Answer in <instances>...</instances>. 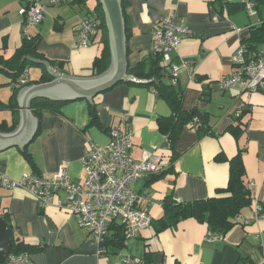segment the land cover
Listing matches in <instances>:
<instances>
[{
    "label": "crops",
    "instance_id": "crops-1",
    "mask_svg": "<svg viewBox=\"0 0 264 264\" xmlns=\"http://www.w3.org/2000/svg\"><path fill=\"white\" fill-rule=\"evenodd\" d=\"M244 1L123 0L129 68L149 57L153 34L164 16L173 14L190 31L172 54L179 65L175 81L170 77H162V81L173 83L182 97V108L197 118L202 116L213 134L200 135L193 124L184 125L176 141V158H172L158 123L159 118L171 116V106L153 91L156 88L149 81H121L98 93L91 103L84 98L69 100L55 111L43 110L39 117L33 114L37 119L35 134L22 150L18 145L0 149V171L14 180L23 174L49 176L63 167L71 180L83 181L84 153L90 145H106L110 129L117 126L130 130L133 159L138 160L146 151L161 155L159 170L132 185L148 207L150 225L138 236L124 239L120 247L105 245L102 253L80 226L79 217L59 207V202H65L63 191L40 207L23 188H0V210L7 215L15 242L27 247L29 264H264V216L243 224L244 219L254 216L255 202L264 209V91L222 88L219 83L234 70L232 56L250 36V30L264 23V0H255L257 12L253 15L244 9ZM21 5L20 0H0L3 58L11 57L22 45ZM95 6L96 0H61L45 5L42 21L27 29L39 54L36 63L25 70L28 81H38L44 73L52 78L55 72L94 75L92 63L102 47L99 30L89 46L73 45L77 24L87 12L95 13ZM257 47L264 48V43ZM10 81L0 72V102H7L12 94ZM35 83L41 80L27 85ZM91 108L96 122L91 121ZM0 110L5 111L0 113V132H9L3 127L17 126L18 103L17 120L12 110ZM238 123L236 136L228 128ZM239 149L243 150L246 184L251 183V201L243 209L239 224L213 240L208 238L206 223L195 218L155 231L166 195L177 202H189L218 194L227 183L228 160Z\"/></svg>",
    "mask_w": 264,
    "mask_h": 264
},
{
    "label": "built area",
    "instance_id": "built-area-1",
    "mask_svg": "<svg viewBox=\"0 0 264 264\" xmlns=\"http://www.w3.org/2000/svg\"><path fill=\"white\" fill-rule=\"evenodd\" d=\"M20 1L22 5L18 14L23 17V33L27 36V29L39 24L44 18L45 5L56 4L61 0ZM243 6L248 14H256L255 0H245ZM97 32V16L94 12H87L77 24L73 47L89 46ZM189 34L190 31L173 14L164 16L153 34L151 54L158 56L159 65L170 71L174 81L179 65L174 63L172 54L181 40ZM231 61L234 70L220 79L222 88L238 86L249 91H264V48L250 50L243 41ZM20 82H27L25 73ZM153 91L156 92L155 89ZM131 145L130 130L113 127L106 145H90L84 153L81 163L85 172L83 181L71 180L63 167L49 176L23 174L17 180L0 171V188H23L40 207L51 203L50 199L56 192L63 191L65 202H59V207L79 217L80 226L96 243L99 253H102L108 227L113 221L124 225L125 240L138 236L151 223L148 207L132 185L138 178L159 170L161 155L146 151L141 158L135 160L130 155ZM253 210L254 216L244 219L243 224L264 216V209L258 202L254 203ZM217 237L212 232L208 236L211 240ZM2 264H29V255L27 252L9 253Z\"/></svg>",
    "mask_w": 264,
    "mask_h": 264
},
{
    "label": "trees",
    "instance_id": "trees-1",
    "mask_svg": "<svg viewBox=\"0 0 264 264\" xmlns=\"http://www.w3.org/2000/svg\"><path fill=\"white\" fill-rule=\"evenodd\" d=\"M123 10V0L121 2ZM95 14L98 19V30L101 41V51L96 56L92 63V72L98 75L104 72L110 63V54L107 39V30L104 22V15L100 3L96 0ZM126 43L128 40V31L125 28ZM250 50H257L258 45L264 43V23L256 28L250 30V36L244 40ZM127 45V44H126ZM36 41L33 37L24 36L22 45L16 52L8 58H3L0 55V72L5 73L10 78V83L13 86V91L7 102H0V109H10L18 116L16 94L20 87V77L25 73L27 67L36 63L38 59ZM127 53V46H126ZM127 73L133 76L148 80V84L154 85L159 95L166 98L171 106L172 113L169 117L159 118V128L166 134L169 147L172 151V158H176V141L180 130L184 125L191 123L196 126V130L200 135L213 134L209 128L206 120L200 116L195 117L190 111L182 108V97L173 88V83H164L162 77L172 78L170 71L166 67L159 65L158 56L152 54L146 59L141 60L135 68L127 67ZM52 79L45 73L40 79L41 82H46ZM38 80V81H40ZM28 81L25 85L32 82ZM67 101L51 100L44 97H35L30 102L32 113L39 117L40 112L43 110H56L57 107ZM91 121L96 122V116L93 108L90 110ZM195 121V122H194ZM15 127H3L4 131H11ZM239 123L235 128L229 127L228 129L234 130L237 136L239 130ZM0 125V131H1ZM242 151L238 150L237 154L228 160L229 176L225 187L218 190V194L210 196L206 199L194 200L189 202H177L170 195H166L162 202V215L155 221V231L159 232L165 228L175 226L181 220L186 218H195L198 221L205 222L210 232L218 235L225 234L232 226L239 224L243 218V209L246 208L251 201L250 188L246 184L244 175V165L242 162ZM26 158H30L29 154L23 151ZM0 216L6 221L8 232L11 240V254H18L27 252L26 246L21 242H15L12 236L11 226L8 223L7 215L4 211L0 210ZM124 241V225L113 221L108 227V235L106 239V246L112 245L113 247H120ZM144 264V263H143Z\"/></svg>",
    "mask_w": 264,
    "mask_h": 264
},
{
    "label": "water",
    "instance_id": "water-1",
    "mask_svg": "<svg viewBox=\"0 0 264 264\" xmlns=\"http://www.w3.org/2000/svg\"><path fill=\"white\" fill-rule=\"evenodd\" d=\"M101 5L105 27L107 30L110 63L108 68L89 77L70 76L55 72L53 78L46 82L24 86L17 93L19 121L9 132H0V149L7 146H22L35 134L37 119L34 117L30 102L35 97L51 100H91L100 92L121 81L146 83L127 73V53L125 24L122 12V0H98ZM11 251V240L6 221L0 216V264L4 262Z\"/></svg>",
    "mask_w": 264,
    "mask_h": 264
},
{
    "label": "rangeland",
    "instance_id": "rangeland-1",
    "mask_svg": "<svg viewBox=\"0 0 264 264\" xmlns=\"http://www.w3.org/2000/svg\"><path fill=\"white\" fill-rule=\"evenodd\" d=\"M5 111L4 110H0V113H4Z\"/></svg>",
    "mask_w": 264,
    "mask_h": 264
}]
</instances>
